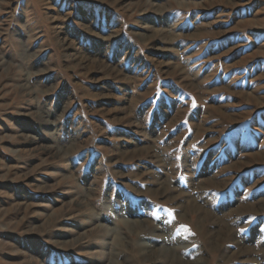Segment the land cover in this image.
I'll list each match as a JSON object with an SVG mask.
<instances>
[{
    "label": "rangeland",
    "instance_id": "374dc122",
    "mask_svg": "<svg viewBox=\"0 0 264 264\" xmlns=\"http://www.w3.org/2000/svg\"><path fill=\"white\" fill-rule=\"evenodd\" d=\"M197 261L264 264V0H0V264Z\"/></svg>",
    "mask_w": 264,
    "mask_h": 264
},
{
    "label": "bare ground",
    "instance_id": "6f19581e",
    "mask_svg": "<svg viewBox=\"0 0 264 264\" xmlns=\"http://www.w3.org/2000/svg\"><path fill=\"white\" fill-rule=\"evenodd\" d=\"M63 46V45H62ZM64 47H65V45H64ZM65 180H67V181H71L72 179L71 178H65ZM160 195V194H159ZM175 195V194H174ZM177 195V194H176ZM64 200V199H63ZM77 203V202H76ZM78 205H79V203H78ZM55 217V216H54ZM106 220V219H105ZM127 227H130L131 228V226L130 225H126ZM139 226V228H141L140 226V224L138 225ZM131 229H133V228H131ZM157 243V242H156ZM152 244V243H151ZM161 244V243H160ZM166 245V244H165ZM133 246V245H132ZM157 247V246H156ZM167 250V249H166ZM148 253V252H147ZM158 258H165V259H167V260H169V259H172V261H173V263L175 262V263H177L178 261L174 258V257H171V256H169L167 253H166V251L165 250H155V251H152L151 252V254H150V259H158ZM253 258V257H252ZM141 259H142V261H145L144 260V258L143 257H141ZM181 259V258H180ZM232 260V259H231ZM148 261V260H147ZM186 261V260H185ZM191 261V260H190ZM146 262V261H145ZM169 262V261H168ZM180 262V261H179ZM181 263V262H180ZM194 264H204L203 263V261H197V262H195Z\"/></svg>",
    "mask_w": 264,
    "mask_h": 264
}]
</instances>
